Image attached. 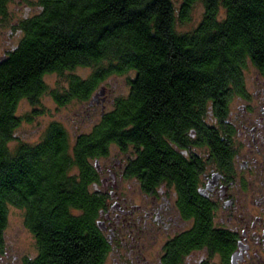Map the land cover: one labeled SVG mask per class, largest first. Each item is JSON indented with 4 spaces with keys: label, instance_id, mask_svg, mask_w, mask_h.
<instances>
[{
    "label": "trees",
    "instance_id": "16d2710c",
    "mask_svg": "<svg viewBox=\"0 0 264 264\" xmlns=\"http://www.w3.org/2000/svg\"><path fill=\"white\" fill-rule=\"evenodd\" d=\"M10 1L0 0V22ZM175 1L38 0L37 12L13 26L20 38L0 65V245L10 208L22 209L37 253L21 264H106L96 185L99 161L113 145L134 147L130 172L149 173L153 150L165 149L170 117L191 120L232 97H252L250 67L264 84V0H180L179 8ZM199 2L201 22L179 33ZM85 67L95 68L88 78L70 74L68 86L52 92L60 106L86 103L85 113L101 90L108 96L103 83L114 74L130 75L127 98L90 129L81 122L73 139L60 122L36 143L17 137L19 104L36 105L47 76Z\"/></svg>",
    "mask_w": 264,
    "mask_h": 264
},
{
    "label": "flooded vegetation",
    "instance_id": "af4514ba",
    "mask_svg": "<svg viewBox=\"0 0 264 264\" xmlns=\"http://www.w3.org/2000/svg\"><path fill=\"white\" fill-rule=\"evenodd\" d=\"M121 98L98 97L81 116L84 129ZM113 148L96 185L106 264H264V96L170 117L149 173L130 172L134 147Z\"/></svg>",
    "mask_w": 264,
    "mask_h": 264
},
{
    "label": "rangeland",
    "instance_id": "374dc122",
    "mask_svg": "<svg viewBox=\"0 0 264 264\" xmlns=\"http://www.w3.org/2000/svg\"><path fill=\"white\" fill-rule=\"evenodd\" d=\"M38 0H11L9 4V15L7 20L0 22V55L3 51L16 45L20 34L13 30V26L21 18L32 16L37 12L36 3ZM180 0L175 1L176 8H179ZM204 14V6L197 3L191 14V20L188 23H178L179 33H188L193 31L201 22ZM95 68H78L74 72L66 73L64 76L57 74L49 75L45 78L48 91L40 96L36 105L23 100L17 113L24 118L16 136L22 141L36 143L40 140L42 133L51 122H60L67 129L70 138L73 139L78 132L83 130L81 119L86 103L74 101L65 106H60L52 98V92L60 93L63 88L68 86L67 77L70 74L78 75L82 78H88ZM130 75H111L103 86L106 87L108 97H121L127 95V78ZM246 87L252 97H263L264 84L260 82L257 72L250 67L245 73ZM258 94V96H255ZM30 117V121L26 118ZM77 122V124H76ZM81 125L80 128L76 127ZM12 150L15 148V142L10 144ZM115 150L112 148V154ZM37 253L36 242L33 236L24 226V212L17 207H11L9 210L8 225L4 233L3 244L0 245V264H21L25 257H34ZM110 264V263H107Z\"/></svg>",
    "mask_w": 264,
    "mask_h": 264
},
{
    "label": "water",
    "instance_id": "95a60500",
    "mask_svg": "<svg viewBox=\"0 0 264 264\" xmlns=\"http://www.w3.org/2000/svg\"><path fill=\"white\" fill-rule=\"evenodd\" d=\"M103 96H104V90H101L95 97H103ZM100 226H101V223H99V227Z\"/></svg>",
    "mask_w": 264,
    "mask_h": 264
}]
</instances>
